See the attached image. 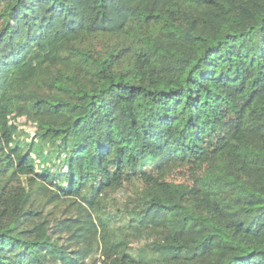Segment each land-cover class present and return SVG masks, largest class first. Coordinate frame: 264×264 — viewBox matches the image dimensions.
<instances>
[{"label":"trees","instance_id":"1","mask_svg":"<svg viewBox=\"0 0 264 264\" xmlns=\"http://www.w3.org/2000/svg\"><path fill=\"white\" fill-rule=\"evenodd\" d=\"M0 264H264V0H0Z\"/></svg>","mask_w":264,"mask_h":264},{"label":"rangeland","instance_id":"2","mask_svg":"<svg viewBox=\"0 0 264 264\" xmlns=\"http://www.w3.org/2000/svg\"><path fill=\"white\" fill-rule=\"evenodd\" d=\"M23 128L25 129L26 133L29 135H31L34 131V127L32 125H30L29 123L23 124ZM173 175L179 176V174L177 172H175Z\"/></svg>","mask_w":264,"mask_h":264}]
</instances>
